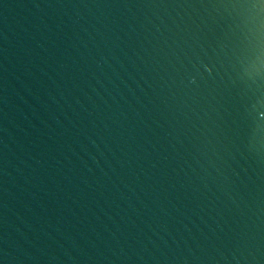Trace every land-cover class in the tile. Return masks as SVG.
<instances>
[{"label": "water", "instance_id": "obj_1", "mask_svg": "<svg viewBox=\"0 0 264 264\" xmlns=\"http://www.w3.org/2000/svg\"><path fill=\"white\" fill-rule=\"evenodd\" d=\"M0 264H264V5L0 0Z\"/></svg>", "mask_w": 264, "mask_h": 264}, {"label": "snow or ice", "instance_id": "obj_2", "mask_svg": "<svg viewBox=\"0 0 264 264\" xmlns=\"http://www.w3.org/2000/svg\"><path fill=\"white\" fill-rule=\"evenodd\" d=\"M241 3L246 4V6H257V3L264 5V0H257V3H253L252 0H241Z\"/></svg>", "mask_w": 264, "mask_h": 264}]
</instances>
